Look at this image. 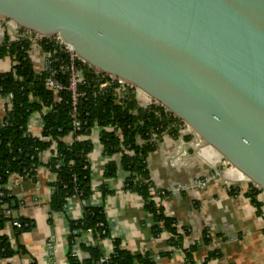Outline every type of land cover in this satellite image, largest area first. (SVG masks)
<instances>
[{
	"label": "water",
	"instance_id": "obj_1",
	"mask_svg": "<svg viewBox=\"0 0 264 264\" xmlns=\"http://www.w3.org/2000/svg\"><path fill=\"white\" fill-rule=\"evenodd\" d=\"M3 26L60 38L264 204V0H0Z\"/></svg>",
	"mask_w": 264,
	"mask_h": 264
},
{
	"label": "crops",
	"instance_id": "obj_2",
	"mask_svg": "<svg viewBox=\"0 0 264 264\" xmlns=\"http://www.w3.org/2000/svg\"><path fill=\"white\" fill-rule=\"evenodd\" d=\"M0 40L17 42L5 26L0 27ZM12 59L10 55L0 57V75L11 70ZM3 106L0 97V114ZM27 130L35 136L40 134L36 114L27 122ZM156 142V150L147 157V169L154 186L168 192L161 206L183 238L180 247L171 246L169 231L162 227L156 231L142 198L124 188L127 173L119 166L118 159H115L114 175L105 176L110 159L102 154L95 138L88 157L91 194L86 200L72 196L61 211H51L49 184L54 181V175L44 165H39L31 178L23 179L18 174L9 177L11 184L7 190L19 203L13 215L29 219L31 228L16 235L12 224L5 225L0 233L7 236L13 251L5 263L69 264L68 255L74 252L69 223L81 217L84 206H91L102 209L108 232L105 237L80 233L75 243L76 257L80 259L87 257L80 249L82 244L97 247L104 253L113 249L117 240L121 248L131 254L148 256L153 264H185L186 254L191 256L193 264H264V213L255 207L246 186L227 184L217 174L212 182L198 187L195 181L200 175L212 172L206 161L198 159L203 149L194 148L175 133L163 132ZM176 186L181 189L174 193L172 189ZM204 235L208 242L204 241ZM211 253L216 257L209 258Z\"/></svg>",
	"mask_w": 264,
	"mask_h": 264
},
{
	"label": "trees",
	"instance_id": "obj_3",
	"mask_svg": "<svg viewBox=\"0 0 264 264\" xmlns=\"http://www.w3.org/2000/svg\"><path fill=\"white\" fill-rule=\"evenodd\" d=\"M8 45L0 44V57L10 55L15 62L9 72L0 75V95L11 93L13 96L11 110L0 118V232L7 223L17 222L19 226L12 225V228L18 235L31 228V221L23 216L14 217L13 212L19 203L5 187L9 177L12 174H18L23 179L33 177L34 169L40 164L38 152L48 148L52 142L56 143L57 155L47 163L51 172H57L55 180L49 184V207L53 212L61 211L68 198L77 196L86 200L91 194L88 157L93 144L88 139L76 140L70 145L63 141L72 131L69 92H60L61 101L54 102V93L45 89L41 83V79L46 76L45 72L36 71L33 61L24 52L28 48L26 41L21 39ZM59 58L66 61L61 55ZM57 78L66 84L65 75H58ZM78 88L85 93L77 104V118L84 122L80 133L89 135L95 124L100 128L98 142L102 154L110 159L106 164L105 176L114 175L115 159H118L119 166L127 173L124 188L142 198L146 211L155 222L156 231H160V227L166 229L171 234V246L180 247L183 238L173 225V220L165 216L162 206H157L152 200L151 190H156V187L146 164L147 157L157 148L153 135L157 138L163 132L173 133L169 128L172 121L160 120L155 117L152 109L133 112L131 102H125L124 106L117 105L108 93L94 94V82L90 80ZM43 107L48 111L42 116L41 135L49 138L47 141L32 136L27 130L29 116ZM255 200L252 199V202L258 205ZM6 211L9 213L5 214ZM99 222L103 223L101 229L105 235H98L100 228L96 224ZM69 227L71 230L77 229L78 236L87 228H92L94 237H105L108 232L100 207L84 206L81 217L71 221ZM70 238L72 241L73 237ZM204 241H209L205 235ZM80 249L87 257L80 259L69 254V264H153L148 256L131 254L121 248L117 240L113 242L108 260L102 263L99 261L102 256L99 248L82 244ZM12 252L7 236L0 233V258H8ZM211 257L216 255L211 253ZM185 264H193L189 254H186Z\"/></svg>",
	"mask_w": 264,
	"mask_h": 264
},
{
	"label": "built area",
	"instance_id": "obj_4",
	"mask_svg": "<svg viewBox=\"0 0 264 264\" xmlns=\"http://www.w3.org/2000/svg\"><path fill=\"white\" fill-rule=\"evenodd\" d=\"M16 41H19L21 39L25 40L28 44L27 50L24 52L28 55V57L33 61V66L36 71L45 72L46 76L41 79V83L44 86L45 89L52 91L54 93V102H60L61 96L59 95L62 91H67L70 94V116H71V126L72 131L71 135L69 137H66L63 139V141L70 145L73 141L78 140H90L91 143H94L95 138L98 139V134L100 131V128L95 124L92 132L89 135L81 134L82 125L84 122L80 121V119L77 118V104L78 99L80 97H83L85 93L83 91H80L78 86L85 83L87 80H90L94 82V88L95 93H108L115 104L124 106L125 102H131L133 104V112H136L137 110L147 111L151 110L153 111L155 117L159 118L160 120H166L169 121L168 117L162 114L159 110L154 108L153 106H150L148 102L140 97L138 94L131 92L129 89L123 87L122 85L116 83L111 79L110 77L104 75V74H97L94 70L90 69L83 61L78 59L75 55V53L72 51L71 47L67 45L65 42H63L60 38H52L49 40H43L41 38L33 37V36H24L18 33L13 32ZM11 42H2V45H7ZM59 55L64 57L66 59L65 62H63ZM14 59V57H12ZM12 59V60H13ZM41 62V63H40ZM13 65L15 64L13 60ZM79 71L82 72L83 78H80L78 73ZM14 72V71H13ZM58 75L66 77V84L62 83L60 79H58ZM91 83V82H90ZM1 99L4 103V110L2 114H0V118H2L6 112L11 110L12 108V94L7 93L4 96H1ZM47 104V103H46ZM48 106V105H47ZM48 110L46 107L41 108L40 111L33 112L29 118L33 115H37L39 118V126L42 131L43 126V119L42 116L47 112ZM28 118V123L30 119ZM171 125L169 126L170 129H172V132L177 134L179 137L186 138L192 146L196 145L193 138H191L188 133L182 129L178 124L171 122ZM85 132V130H84ZM32 135V134H31ZM34 137H38L42 141H47L49 138L43 137L40 134L37 136L32 135ZM153 140L157 141L156 135H153ZM56 143L52 142L48 148L45 150H42L41 152H38V162L39 165H44L48 168L50 171V168L48 167L47 163L50 159L56 157ZM37 167L34 169L36 170ZM51 172V171H50ZM54 175V180L56 178L57 172H51ZM217 176V172L215 173ZM216 176L213 173L207 172L200 175L201 178H198L195 181V184L198 187L204 186L205 184L212 182ZM11 184V182H7L6 189ZM181 189V186H176L172 189V192L177 193ZM151 193L153 195L152 200L157 206H161L162 199L165 196V190L156 188V190H151ZM247 195L249 198H253L256 200L258 199L254 194H251L247 190ZM259 200V199H258ZM260 201V200H259ZM261 202V201H260ZM39 203V202H37ZM263 206V204H261ZM264 207V206H263ZM9 211H6L5 214H8ZM13 226L18 227L19 224L17 222L12 223ZM98 228H100L99 236L105 235V231L102 230L103 223L99 222L96 224ZM85 234L92 235L93 230L92 228H87L85 231ZM78 230L72 229L70 235L73 237L72 243L74 245V252H72V256H77V243L76 240L78 236ZM112 250H108L106 252H102V256L99 258V261L105 262L108 260L109 255L112 253ZM8 258H0V261L2 264H8L5 263Z\"/></svg>",
	"mask_w": 264,
	"mask_h": 264
},
{
	"label": "rangeland",
	"instance_id": "obj_5",
	"mask_svg": "<svg viewBox=\"0 0 264 264\" xmlns=\"http://www.w3.org/2000/svg\"><path fill=\"white\" fill-rule=\"evenodd\" d=\"M5 28L10 33L14 32V31H12L11 29H9L7 27H5ZM194 148H197L196 145H194ZM202 153H203L202 157H199L198 159L206 161V164H208L209 167L212 168V172L211 173H213L216 176L215 173L217 172L219 177H222L224 179V181L227 182V184L228 183H230V184L241 183L239 181H236V179L227 171V169H225L222 165H219V163H217L216 159L211 154H209L206 150L205 151L202 150ZM257 201H258V203H257L258 205L257 206L255 205V207H257L260 210L261 213H264V207H263L264 204L262 206L261 204H259L260 202H259L258 199H257Z\"/></svg>",
	"mask_w": 264,
	"mask_h": 264
}]
</instances>
